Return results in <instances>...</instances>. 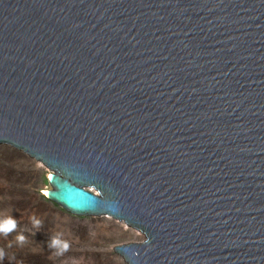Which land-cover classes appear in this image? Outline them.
I'll return each mask as SVG.
<instances>
[{"label": "water", "instance_id": "95a60500", "mask_svg": "<svg viewBox=\"0 0 264 264\" xmlns=\"http://www.w3.org/2000/svg\"><path fill=\"white\" fill-rule=\"evenodd\" d=\"M0 145L127 264H264V0H0Z\"/></svg>", "mask_w": 264, "mask_h": 264}, {"label": "rangeland", "instance_id": "374dc122", "mask_svg": "<svg viewBox=\"0 0 264 264\" xmlns=\"http://www.w3.org/2000/svg\"><path fill=\"white\" fill-rule=\"evenodd\" d=\"M51 171L14 147L0 145V217L11 215L17 227L0 233L2 264H127L115 247L142 242L144 235L112 216H77L42 199L52 189L46 181ZM98 195L93 187H87ZM42 223L34 226L32 217ZM25 236L23 243L16 237ZM69 242L62 255L49 248L53 236Z\"/></svg>", "mask_w": 264, "mask_h": 264}, {"label": "clouds", "instance_id": "9594fccd", "mask_svg": "<svg viewBox=\"0 0 264 264\" xmlns=\"http://www.w3.org/2000/svg\"><path fill=\"white\" fill-rule=\"evenodd\" d=\"M32 222L34 226L40 227L41 226V221L37 219L35 216L32 218ZM17 227V220L13 218L11 215L0 217V233L4 234L5 236L9 233H11L13 230H15ZM16 239L23 243L25 240V236L23 234H19ZM147 241H145L146 243ZM69 242L66 240H63L61 238V235H56L53 236V239L51 240L49 244V248L51 249H56V254L57 255H62L64 252H66L69 249ZM4 257V252L3 250H0V264H2Z\"/></svg>", "mask_w": 264, "mask_h": 264}, {"label": "trees", "instance_id": "16d2710c", "mask_svg": "<svg viewBox=\"0 0 264 264\" xmlns=\"http://www.w3.org/2000/svg\"><path fill=\"white\" fill-rule=\"evenodd\" d=\"M48 182V180H46ZM42 199H45L46 200V197L45 196H41Z\"/></svg>", "mask_w": 264, "mask_h": 264}, {"label": "bare ground", "instance_id": "6f19581e", "mask_svg": "<svg viewBox=\"0 0 264 264\" xmlns=\"http://www.w3.org/2000/svg\"><path fill=\"white\" fill-rule=\"evenodd\" d=\"M45 194L47 195V194H48V192H47V191H45ZM144 239H145V236H144Z\"/></svg>", "mask_w": 264, "mask_h": 264}]
</instances>
